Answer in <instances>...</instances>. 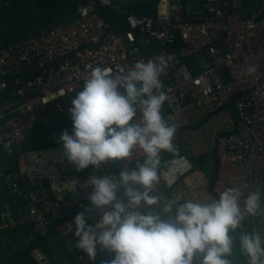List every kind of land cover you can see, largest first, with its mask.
<instances>
[{
    "label": "built area",
    "instance_id": "2783aa9c",
    "mask_svg": "<svg viewBox=\"0 0 264 264\" xmlns=\"http://www.w3.org/2000/svg\"><path fill=\"white\" fill-rule=\"evenodd\" d=\"M185 1L156 0L151 14L125 11L118 0L79 1L75 17L0 48V178L8 196L26 197L16 213L8 206L0 212V238L16 228L39 237L53 230L73 254L74 262L60 264L112 259V252L99 247L94 260L78 252L71 229L76 212L89 203L87 179L115 174L111 161L77 174L65 166L59 136L72 131L68 109L93 68L107 67L116 76L149 59L164 62L159 79L167 98L160 112L166 123L177 125L176 150L166 151L153 194L161 203L208 202L225 187L247 184L245 192L260 193L261 208L245 219L264 221V0H190L201 4L195 12ZM102 8L123 13L124 28L110 27L98 15ZM142 46L148 47L145 53ZM59 89L65 94L49 100ZM139 116L137 105L135 119ZM35 127L55 129L50 144L24 148ZM211 152L217 164L209 182L190 159ZM142 159L134 149L116 161L123 168ZM11 166L14 171H8ZM28 258L57 264L39 245Z\"/></svg>",
    "mask_w": 264,
    "mask_h": 264
},
{
    "label": "clouds",
    "instance_id": "9594fccd",
    "mask_svg": "<svg viewBox=\"0 0 264 264\" xmlns=\"http://www.w3.org/2000/svg\"><path fill=\"white\" fill-rule=\"evenodd\" d=\"M164 66L149 59L116 76L97 66L71 100L72 131L62 130L59 140L77 171L127 159L134 149L144 156L134 167L87 179L89 203L71 222L75 247L90 260L98 247L114 254L101 264H194V258L195 264H234V252L246 264H264V232L238 231L261 208L260 193L245 192L247 184L225 187L208 202L161 203L153 194L160 153L176 150L177 125L166 123L160 112L167 98L159 79ZM64 94L59 89L49 100ZM91 213L99 219L93 222Z\"/></svg>",
    "mask_w": 264,
    "mask_h": 264
},
{
    "label": "trees",
    "instance_id": "16d2710c",
    "mask_svg": "<svg viewBox=\"0 0 264 264\" xmlns=\"http://www.w3.org/2000/svg\"><path fill=\"white\" fill-rule=\"evenodd\" d=\"M3 1H9L8 5L4 6ZM79 1L83 0H56L54 2H46L44 0H0V48L33 35L38 28H52L75 17L76 5ZM151 6L153 5L144 2L133 5L130 10L125 11L151 14ZM98 15L116 32L124 28L125 19L123 13L102 8L98 10ZM141 49L145 53L148 50V47L142 46ZM54 131L55 129L52 127H35L28 135L24 148L45 147L49 145V136ZM166 156V151L160 153V160L163 164L168 161ZM142 161L143 159L140 162ZM194 163L195 166L200 167L205 172L209 182H211L214 178L217 164L214 152L198 158ZM135 164L136 163L129 167H134ZM73 169H75V167ZM11 170L14 171V166L8 168V171ZM120 170L121 168H118L117 165L115 167L110 166L111 172L118 173ZM82 172L83 170L77 171V174H81ZM1 179L0 186L2 187L3 180ZM5 199L6 204L9 205L14 212L16 207L24 206L26 203L23 197L19 198L5 195ZM258 219L264 224L260 218ZM246 227L250 230L252 224L248 222ZM244 229L241 231H244ZM17 230H19V228L12 231L14 232ZM26 233L30 237L29 243L24 247L11 252L6 257L5 262H2L3 264H33L28 258V251L30 248L39 245L47 252L49 237L52 234H55V232L51 230L46 236L39 237L33 235L28 229H26ZM78 252L86 254L81 249H78Z\"/></svg>",
    "mask_w": 264,
    "mask_h": 264
},
{
    "label": "crops",
    "instance_id": "0c3cea01",
    "mask_svg": "<svg viewBox=\"0 0 264 264\" xmlns=\"http://www.w3.org/2000/svg\"><path fill=\"white\" fill-rule=\"evenodd\" d=\"M141 3H144V2H141ZM2 159H3V155L0 154V166L2 165ZM116 165L119 168V165H118L116 160H112L110 162V166H114L115 167ZM72 170L76 171L73 168H72ZM82 170H84V169H82ZM1 180H3V185H2V187L0 186V212L3 211L7 206L10 208V206L6 204V199H5V195L8 196L6 194V192H5V187H4L5 179L3 178ZM117 196H118V198L120 197V193L119 192L117 193ZM21 197H23L25 199V202H26V197L24 195L21 196ZM21 197H19V198H21ZM23 207L24 206L16 207L15 212L11 208L10 209L12 210L13 213H16L18 208H23ZM91 215H92V218H93V222L95 220L99 219V215L98 214L91 213ZM254 218L252 220H250V219H244V220H248V221H250L251 224H254ZM256 218H260V217H256ZM19 230H21V229L19 228ZM24 235L25 236L27 235L26 229H22L21 231L17 230V231H14V232L11 231L10 235L0 238V264H3L2 263L3 261L5 262L6 257L11 252H13L15 250H18V249H20V248H22V247H24L26 245V244L23 245V243L21 242V236H24ZM29 240H30V237H29ZM57 241H60L61 243H63L62 240L59 238V236L57 234H52L49 237V242L47 243L48 244L47 253L49 254L50 258L57 264H60L61 262H64V261L74 262L72 250L67 245H65L64 243H63V245H64L63 247H60V246L57 247L56 245H53V243L55 244V243H57ZM3 243L6 246H4ZM28 243H29V241H28ZM7 245L8 246L10 245V246L8 247ZM194 264H195V258H194Z\"/></svg>",
    "mask_w": 264,
    "mask_h": 264
},
{
    "label": "rangeland",
    "instance_id": "374dc122",
    "mask_svg": "<svg viewBox=\"0 0 264 264\" xmlns=\"http://www.w3.org/2000/svg\"><path fill=\"white\" fill-rule=\"evenodd\" d=\"M156 0H118V5L123 9V10H130L131 6L133 5H136V4H139L141 2H148L150 4H154ZM245 1H254L256 2L257 0H245ZM185 6L189 8L190 12H195V11H198V10H201V4L200 2L198 1H185ZM190 161L193 163V165H195L194 161L192 159H190ZM65 166L67 169H71L74 168L73 165H71L70 163H68V161L66 160L65 158ZM248 220H243L241 222V228L238 229V231H241L242 229H244V231H253V230H256V231H261V232H264V224H262L258 218H254V224H252V227L251 229L249 230L248 227H246L248 225ZM22 230V229H21ZM21 230H18V231H21ZM24 232V231H23ZM44 240V239H42ZM46 240V239H45ZM28 241H29V237L26 235L24 236H21V242L23 243V245H27L28 244ZM47 241V240H46ZM17 243V242H16ZM53 245H56L57 247H63V243H61L60 241H57V243H53ZM6 246V245H4ZM8 246V245H7ZM10 246V245H9ZM8 246V247H9ZM233 261H234V264H246V257H243V256H240L238 253L234 252V255L232 257Z\"/></svg>",
    "mask_w": 264,
    "mask_h": 264
}]
</instances>
